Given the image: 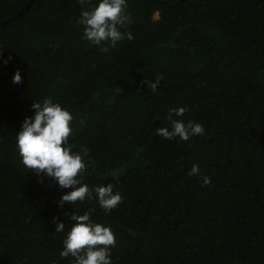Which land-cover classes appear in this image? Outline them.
<instances>
[{
	"label": "trees",
	"instance_id": "trees-1",
	"mask_svg": "<svg viewBox=\"0 0 264 264\" xmlns=\"http://www.w3.org/2000/svg\"><path fill=\"white\" fill-rule=\"evenodd\" d=\"M4 52L0 264H264V0H34Z\"/></svg>",
	"mask_w": 264,
	"mask_h": 264
},
{
	"label": "water",
	"instance_id": "water-1",
	"mask_svg": "<svg viewBox=\"0 0 264 264\" xmlns=\"http://www.w3.org/2000/svg\"><path fill=\"white\" fill-rule=\"evenodd\" d=\"M34 0H28L24 6L21 8L20 11H18L16 14H14L12 17L8 18V19H5V20H1L0 21V24H4V23H7L9 20H12V19H16V18H19L21 17L31 6V4L33 3ZM5 55H13L15 56V59H16V64H17V67L19 68V71H20V78H19V81L15 84V86L13 87H10L8 89H2V91H5V92H11L15 87L16 85L20 82V80L23 78L24 76V65L21 61V58L19 55H17L16 53L14 52H4V53H0V57L1 56H5Z\"/></svg>",
	"mask_w": 264,
	"mask_h": 264
}]
</instances>
